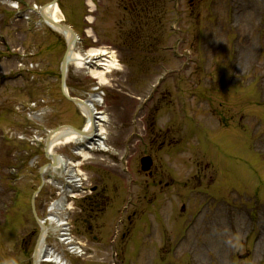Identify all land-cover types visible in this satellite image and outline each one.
Returning a JSON list of instances; mask_svg holds the SVG:
<instances>
[{
    "label": "rangeland",
    "instance_id": "obj_1",
    "mask_svg": "<svg viewBox=\"0 0 264 264\" xmlns=\"http://www.w3.org/2000/svg\"><path fill=\"white\" fill-rule=\"evenodd\" d=\"M52 1L0 0V264H33L32 200L48 219L68 176L48 169L35 196L51 163L36 136L86 126L61 90L67 40L39 14ZM92 1L61 0L63 22L79 55L98 49L116 69L99 85L69 65L66 83L84 100L100 88L110 152L90 154L79 173L113 201L91 232L82 200L58 215L67 211L81 259L56 246L54 230L48 247L68 264H264V0H163L157 22L134 17L131 0ZM76 149L52 152L75 164ZM147 155L156 177L141 169Z\"/></svg>",
    "mask_w": 264,
    "mask_h": 264
},
{
    "label": "bare ground",
    "instance_id": "obj_2",
    "mask_svg": "<svg viewBox=\"0 0 264 264\" xmlns=\"http://www.w3.org/2000/svg\"><path fill=\"white\" fill-rule=\"evenodd\" d=\"M45 14L48 17H50L53 20V22L56 24L62 23L65 19V16H64L63 12L61 11V9L59 8V6H50L45 11ZM91 22H92V20H91ZM46 24L48 26L52 27L58 33L62 34L68 42L71 41L72 36L70 33H68V32L66 33V32L62 31L61 29L55 27L56 25H54V24H51V23H46ZM100 54L102 56L107 55L106 53H100V51L95 50V49H92L89 51V55L92 59L100 57ZM70 59H71L70 62L72 65H76V66L81 67V68H85L87 65V63H84V61H85L84 57L79 55L77 52H75L73 54L71 52ZM99 66L102 68L97 69V70H92V74H93L94 78L99 80L100 83L102 85H104L106 83V76H105L106 73L105 72L108 71V68L112 67L113 64L109 60L108 61L102 60L99 64ZM96 104L101 105V104H103V101H102L101 97H99L98 95H92L91 98L89 99V101L85 102L83 104V106H81V109L83 110V112H86L88 114V116L90 117V115L95 113ZM96 115L98 116L96 118L97 121L95 119L88 118L86 128H85L86 129L85 132L90 131V133H93V134L96 133V135L94 136L95 138L93 140L94 145L97 146V148L99 150L108 151L106 144H105V141H104L105 130L102 128V124L107 122V117L102 112H98ZM82 136L83 135L81 132H75V131L73 132L72 130H69V129H62L58 132H55L52 135L49 149H52V148L54 149L60 145L73 144L78 140L81 141V140L86 138V137L83 138ZM80 152H81V150H80ZM79 154L86 157V154L83 152L78 153V155ZM71 177H72L71 184L79 181V179H77V176L74 177V175H73ZM60 204L61 205L59 206L58 210L63 209V206H64L63 202H61ZM50 219H51V221H54V223H56L59 228L64 227V225H65L63 220H59V219L53 218V217H51ZM62 230H64V229H60V232H62ZM43 248H44L43 245L39 248V250H40L39 256L41 257L42 262H44V261H49V262L50 261H54V262L59 261L60 262L61 261L59 259V257L55 255V253L51 252V250H47L44 253V255L42 256ZM60 263L63 264L62 261Z\"/></svg>",
    "mask_w": 264,
    "mask_h": 264
},
{
    "label": "flooded vegetation",
    "instance_id": "obj_3",
    "mask_svg": "<svg viewBox=\"0 0 264 264\" xmlns=\"http://www.w3.org/2000/svg\"><path fill=\"white\" fill-rule=\"evenodd\" d=\"M110 203L111 199L107 196L105 188L99 189L92 194V197L89 199L88 212H85L89 218L85 219V223L90 231L93 230L91 221L94 218H99Z\"/></svg>",
    "mask_w": 264,
    "mask_h": 264
},
{
    "label": "water",
    "instance_id": "obj_4",
    "mask_svg": "<svg viewBox=\"0 0 264 264\" xmlns=\"http://www.w3.org/2000/svg\"><path fill=\"white\" fill-rule=\"evenodd\" d=\"M58 0H55L54 3H56ZM46 19H48L49 21H51L48 17L45 16ZM58 27H60L61 29H64V30H69V27L65 26V25H58ZM69 53H70V46L68 48V51L63 59V62H62V67H61V76H62V88H63V91H64V94L65 96L73 101V102H76L78 103L79 101L78 100H74L72 98H70L66 93H65V81H66V74H67V65H68V61H69ZM53 160L56 162V159L54 157H52ZM151 165H152V162H151V159L150 158H145L143 160V169L144 171H148L150 168H151ZM41 173H43V170L41 171ZM35 255H37V251L35 253ZM35 262H36V259H35Z\"/></svg>",
    "mask_w": 264,
    "mask_h": 264
},
{
    "label": "trees",
    "instance_id": "obj_5",
    "mask_svg": "<svg viewBox=\"0 0 264 264\" xmlns=\"http://www.w3.org/2000/svg\"><path fill=\"white\" fill-rule=\"evenodd\" d=\"M153 1V0H152ZM148 2V4L147 3H142L141 4V10H142V13L145 15V16H148V14H150V12H151V10H152V8H153V6H154V2ZM143 15V16H144ZM141 24H142V20H141V22H140Z\"/></svg>",
    "mask_w": 264,
    "mask_h": 264
}]
</instances>
